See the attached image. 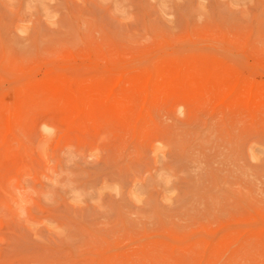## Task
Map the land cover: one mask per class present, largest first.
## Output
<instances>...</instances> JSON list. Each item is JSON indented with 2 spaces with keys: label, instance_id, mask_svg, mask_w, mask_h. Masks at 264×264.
Returning a JSON list of instances; mask_svg holds the SVG:
<instances>
[{
  "label": "rangeland",
  "instance_id": "1",
  "mask_svg": "<svg viewBox=\"0 0 264 264\" xmlns=\"http://www.w3.org/2000/svg\"><path fill=\"white\" fill-rule=\"evenodd\" d=\"M0 264H264V0H0Z\"/></svg>",
  "mask_w": 264,
  "mask_h": 264
}]
</instances>
